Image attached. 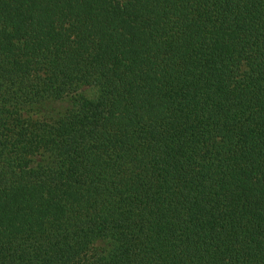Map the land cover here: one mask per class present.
Segmentation results:
<instances>
[{
    "label": "trees",
    "instance_id": "trees-1",
    "mask_svg": "<svg viewBox=\"0 0 264 264\" xmlns=\"http://www.w3.org/2000/svg\"><path fill=\"white\" fill-rule=\"evenodd\" d=\"M0 264H264V0H0Z\"/></svg>",
    "mask_w": 264,
    "mask_h": 264
}]
</instances>
